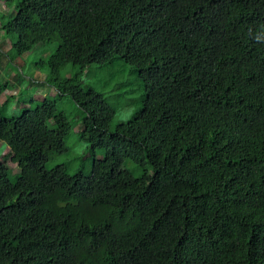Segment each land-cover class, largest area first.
<instances>
[{"label": "trees", "instance_id": "1", "mask_svg": "<svg viewBox=\"0 0 264 264\" xmlns=\"http://www.w3.org/2000/svg\"><path fill=\"white\" fill-rule=\"evenodd\" d=\"M0 2L15 55L55 43L47 83L103 155L88 178L48 170L68 152L65 115L48 97L9 119L0 103L18 170L12 183L0 166V264H264V0ZM114 61L145 98L111 128L102 96L58 72Z\"/></svg>", "mask_w": 264, "mask_h": 264}, {"label": "rangeland", "instance_id": "2", "mask_svg": "<svg viewBox=\"0 0 264 264\" xmlns=\"http://www.w3.org/2000/svg\"><path fill=\"white\" fill-rule=\"evenodd\" d=\"M12 11V5L6 6L0 2V24L9 18ZM15 39V35L5 36L0 30V85L8 86L0 95V103L6 104L1 115L7 119L14 118L24 109L42 103L43 99L48 97L65 115L72 130L67 138L68 152L49 163L47 169L51 171L63 167L71 175L81 172L84 177H90L93 162L100 160L103 155L100 151L88 150L87 143L79 136L84 113L69 96L59 95L57 90L47 83L51 72L47 64L55 49V43L38 45L31 52L17 56L11 50ZM58 75L60 78H70L74 83L99 93L105 104L114 110L110 120L111 128L132 118L145 98L143 84L136 71L122 61H114L103 67H91L84 72L67 63L59 70ZM0 166L8 168L10 181L14 183L12 176L16 175L18 170L11 163L8 146L1 141ZM123 169L135 177L141 174L132 162H127Z\"/></svg>", "mask_w": 264, "mask_h": 264}]
</instances>
